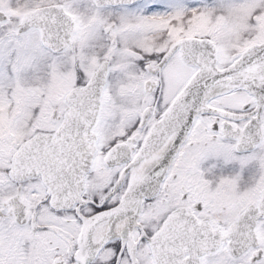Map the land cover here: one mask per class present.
Wrapping results in <instances>:
<instances>
[{"label":"snow or ice","instance_id":"obj_1","mask_svg":"<svg viewBox=\"0 0 264 264\" xmlns=\"http://www.w3.org/2000/svg\"><path fill=\"white\" fill-rule=\"evenodd\" d=\"M0 264H264V0H0Z\"/></svg>","mask_w":264,"mask_h":264}]
</instances>
